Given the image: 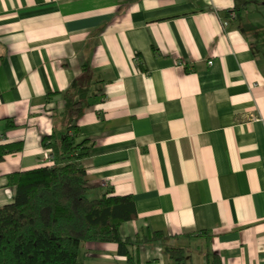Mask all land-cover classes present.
Returning a JSON list of instances; mask_svg holds the SVG:
<instances>
[{
  "label": "crops",
  "instance_id": "1",
  "mask_svg": "<svg viewBox=\"0 0 264 264\" xmlns=\"http://www.w3.org/2000/svg\"><path fill=\"white\" fill-rule=\"evenodd\" d=\"M77 99L88 197L134 196L124 238L177 235L183 264H264V0H0V145L22 144L0 162V205L8 174L48 165L42 139ZM83 249L131 264L116 243Z\"/></svg>",
  "mask_w": 264,
  "mask_h": 264
},
{
  "label": "trees",
  "instance_id": "2",
  "mask_svg": "<svg viewBox=\"0 0 264 264\" xmlns=\"http://www.w3.org/2000/svg\"><path fill=\"white\" fill-rule=\"evenodd\" d=\"M84 105L81 99L71 104L69 125L56 141L53 135L43 137L45 148L55 147L53 164L8 174L15 194L11 203L0 205V264H93L80 259L88 242L116 243L131 264H157L158 259L141 263L132 247L160 243L173 261L185 263L187 250L171 243L177 235L147 228L136 241L122 236L121 225L138 219L132 194L88 197L86 168L79 160L89 154L92 142H77ZM21 149V143L0 145V162ZM207 258L205 264H224L217 253Z\"/></svg>",
  "mask_w": 264,
  "mask_h": 264
},
{
  "label": "built area",
  "instance_id": "3",
  "mask_svg": "<svg viewBox=\"0 0 264 264\" xmlns=\"http://www.w3.org/2000/svg\"><path fill=\"white\" fill-rule=\"evenodd\" d=\"M44 161H46L47 164H53L55 162V157L50 151L45 150Z\"/></svg>",
  "mask_w": 264,
  "mask_h": 264
},
{
  "label": "rangeland",
  "instance_id": "4",
  "mask_svg": "<svg viewBox=\"0 0 264 264\" xmlns=\"http://www.w3.org/2000/svg\"><path fill=\"white\" fill-rule=\"evenodd\" d=\"M85 244H86V243H85ZM84 246H85V245H83V246H82V249H81L80 259H83V258H84V257H83V253H84V249H83V248H84ZM193 247H196V246H193ZM86 261L88 262L89 260H86Z\"/></svg>",
  "mask_w": 264,
  "mask_h": 264
}]
</instances>
